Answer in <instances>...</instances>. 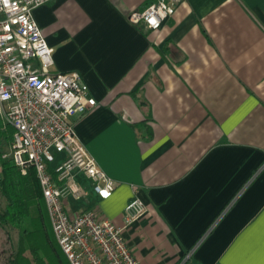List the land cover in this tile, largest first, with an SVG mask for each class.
Returning a JSON list of instances; mask_svg holds the SVG:
<instances>
[{"label":"crops","instance_id":"0c3cea01","mask_svg":"<svg viewBox=\"0 0 264 264\" xmlns=\"http://www.w3.org/2000/svg\"><path fill=\"white\" fill-rule=\"evenodd\" d=\"M150 2L33 11L49 72L78 71L96 101L72 120L115 182L100 200L75 170L84 205L67 208L122 226L140 197L146 212L123 231L140 264H264V0H181L159 29L131 23Z\"/></svg>","mask_w":264,"mask_h":264},{"label":"built area","instance_id":"2783aa9c","mask_svg":"<svg viewBox=\"0 0 264 264\" xmlns=\"http://www.w3.org/2000/svg\"><path fill=\"white\" fill-rule=\"evenodd\" d=\"M49 0H0V117L13 129L10 158L22 174L34 168L56 240L70 264H140L123 231L146 212L138 196L125 205L122 226L97 208L70 212V197L80 199L78 170L100 200L112 196L115 182L80 142L72 117L96 101L78 71L51 73L53 49L33 17ZM181 0H151L128 14L131 23L159 29ZM58 155H62L60 160Z\"/></svg>","mask_w":264,"mask_h":264},{"label":"trees","instance_id":"16d2710c","mask_svg":"<svg viewBox=\"0 0 264 264\" xmlns=\"http://www.w3.org/2000/svg\"><path fill=\"white\" fill-rule=\"evenodd\" d=\"M12 131L0 121V137L10 139ZM0 194V226L19 233L10 264H70L53 233L34 168L22 174L12 159L0 156Z\"/></svg>","mask_w":264,"mask_h":264},{"label":"rangeland","instance_id":"374dc122","mask_svg":"<svg viewBox=\"0 0 264 264\" xmlns=\"http://www.w3.org/2000/svg\"><path fill=\"white\" fill-rule=\"evenodd\" d=\"M6 127V126H5ZM9 140V139H8ZM8 153L7 140H4V136L0 137V155L2 153ZM72 207L80 208L83 204V199L69 198ZM5 205V200L0 194V206ZM19 233L14 228H2L0 226V264H10L15 252L18 248Z\"/></svg>","mask_w":264,"mask_h":264}]
</instances>
